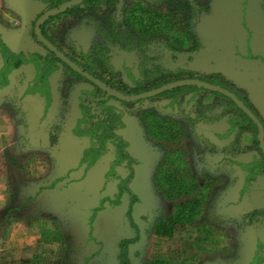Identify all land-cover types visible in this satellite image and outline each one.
<instances>
[{"label":"rangeland","instance_id":"obj_1","mask_svg":"<svg viewBox=\"0 0 264 264\" xmlns=\"http://www.w3.org/2000/svg\"><path fill=\"white\" fill-rule=\"evenodd\" d=\"M34 1L38 10L0 0V19L6 16L9 21L7 28L17 38L10 41L15 50L44 53L31 38L46 5ZM133 2L174 11L172 17L180 13L181 27L192 39L184 41L181 32H174L169 41L195 50L172 52L160 39L147 47L127 44L133 40L122 37L110 44L99 36V22L92 19L71 25L66 43L89 55L94 41L104 42V66L128 88L143 81V67L149 65L205 77L221 75L247 96L264 122V0H121L117 14ZM34 75L30 64L12 71L9 85L0 91V264H117L119 242L131 238L137 240L129 247L130 264L154 259L173 264H264V174L248 182L240 166L257 154L249 129L231 131L228 116L214 111L188 128L186 138L167 132L165 122L161 132H154L153 121H178L180 113L195 110L189 93L176 104L170 96L131 105L111 100L122 117L120 133L133 158L127 188L136 200L130 222V197L127 192L118 196V183L128 177L129 169L121 166L110 172L108 153L92 165L81 163L91 139L72 133L81 118V91L90 86L69 79L60 67L48 80L46 105L44 97L27 92ZM5 113L11 117L3 119ZM171 172L193 187L208 182L209 190L200 217L177 226L172 238H161L153 234L156 222L171 215L176 203L197 195L192 189L187 196L172 197L165 186Z\"/></svg>","mask_w":264,"mask_h":264},{"label":"trees","instance_id":"obj_2","mask_svg":"<svg viewBox=\"0 0 264 264\" xmlns=\"http://www.w3.org/2000/svg\"><path fill=\"white\" fill-rule=\"evenodd\" d=\"M44 5L46 8L41 15L58 9L63 5L73 0H36ZM121 0H83L58 14H55L40 25V33L42 37L61 55L76 65L80 70L86 74L91 75L95 80L99 81L113 93L119 94L123 97L129 98L140 95L145 92L154 91L166 84L183 81V80H199L208 85L220 88L233 94L245 107L252 112L255 117L261 122L263 126V141H264V122L259 115L254 111L248 102L246 95H241L236 92L231 86L227 85L221 75L198 76L191 71H167L161 70L159 67L153 68L143 67V81H135L133 88H128L120 79L113 76L103 64L101 52L106 51L107 47L103 44L109 42L115 44L119 38L126 40H133L136 42L127 41V44L145 45L146 47L154 40L163 41L167 50L172 52L194 51L195 46H175L169 37L174 32H181L184 41L192 39L186 31V27H181L183 24L180 13L176 17H172V12H165L162 8L146 5L142 2H133L125 4L121 7L120 13L117 14L116 6ZM181 7V6H180ZM182 9V7H181ZM177 11V10H176ZM92 19L94 22H99L98 33L103 38V41H94L86 55L76 51L71 44L66 43L69 33L68 28L76 22ZM32 38L35 42L44 49L39 51H19L14 52L8 48L5 42L0 37V88H5L9 85L8 76L12 71L21 69L30 64L35 70V75L32 80V85L27 89L28 94H37L45 98L46 105L50 103L49 93V78L52 74L63 68L64 74L73 81L87 83L90 89L81 91L79 97V109L81 113L80 120L72 130L76 137H89L91 139L90 146L83 151L81 163L92 165L95 161L101 158L105 153L110 154L111 164L110 172H113L116 167L125 166L132 170L133 158L128 151V142L120 133L122 127V117L117 110L110 104L111 100L116 101L122 105H131L135 101H125L108 94L99 86L91 83L71 67L61 61L53 52L47 50L37 39L35 32H32ZM143 50H146L144 48ZM189 93L190 100L195 101V110L188 114L186 112L180 113L179 122L171 119L164 121H153L154 132L162 131L167 123L169 131L175 132L176 136L188 137L187 129H194L198 121L206 117L207 113L218 111L217 114L227 115L229 118L230 130L235 127L247 128L251 131L250 142L256 150V156L246 163L241 164V169L246 173V180L253 182L259 175L264 174V154L259 147V130L255 123L235 104V102L228 96L208 90L204 87L195 84H184L172 87L161 92L156 96H170L172 103H180L182 95ZM151 98V97H149ZM147 99V98H145ZM208 100V101H207ZM52 142H56L53 133H50ZM132 177L130 171L128 177L120 179L118 183V196L124 192L129 195L130 202L127 206L126 215L130 222H132V209L136 197L131 194L127 188V183ZM58 181V179L56 180ZM55 181V182H56ZM165 186L174 198L187 196L193 189L197 191V195L191 199L175 204V210L171 215L164 217L156 222L153 234L161 238H172L177 226L188 225L195 222L201 215L203 202L206 198V191L209 190L208 182L201 186L193 185L184 181L176 173L171 172L166 175ZM60 235V233H58ZM57 234V235H58ZM63 242L62 239H59ZM137 238L125 239L118 244L117 264H130L128 256L129 247L136 242ZM263 261V260H262ZM262 261H256L254 264H261ZM147 264H173L170 260L154 259L148 261Z\"/></svg>","mask_w":264,"mask_h":264},{"label":"water","instance_id":"obj_3","mask_svg":"<svg viewBox=\"0 0 264 264\" xmlns=\"http://www.w3.org/2000/svg\"><path fill=\"white\" fill-rule=\"evenodd\" d=\"M83 0H73L65 5H63L62 7L52 10L50 12H47L43 15H41L35 22V27H34V32L35 35L37 36V39L39 40V42L42 44L43 47H45L47 50L53 52L61 61H63L65 64H67L69 67H71L76 73H78L79 75H81L82 77H84L85 79L89 80L91 83L99 86L100 88H102L105 92H107L110 95H113L115 97H117L118 99L121 100H125V101H135V100H139V99H145V98H149V97H153L156 96L158 94H160L161 92L168 90L172 87L178 86V85H184V84H195V85H199L201 87H204L208 90L211 91H215V92H219L222 93L226 96H228L229 98H231L235 104L255 123V125L257 126L258 130H259V135H258V140H259V147L261 149V151L264 154V141H263V126L261 124V122L257 119V117H255V115L250 112L245 105L239 101L233 94H231L228 91L222 90L220 88L208 85L205 82L199 81V80H184V81H176V82H172L169 84H166L154 91H149V92H145L142 93L140 95H136V96H132L129 98L123 97L119 94L113 93L109 88H107L105 85H103L102 83H100L99 81L95 80L91 75L86 74L85 72H83L82 70H80L76 65H74L72 62H70L68 59H66L63 55H61L56 49H54L41 35L40 33V25L41 23L46 20L47 18L58 14L59 12L80 3Z\"/></svg>","mask_w":264,"mask_h":264},{"label":"crops","instance_id":"obj_4","mask_svg":"<svg viewBox=\"0 0 264 264\" xmlns=\"http://www.w3.org/2000/svg\"><path fill=\"white\" fill-rule=\"evenodd\" d=\"M15 2H18V3H20L21 5L22 4H24L25 6H26V8L27 9H35V10H38L37 8H38V3L36 2L35 3V1L34 0H15ZM30 14H32V13H29V15ZM31 16V15H30ZM6 17V16H5ZM3 18V17H1V19H0V37L2 38V40L5 42V44L8 46V48L9 49H11L12 51H14V52H19V51H22L21 49L20 50H15V48H14V46H16V45H11L12 43L10 42L11 40L12 41H15L16 42V40H17V38L15 37V39L13 38V36H12V34H11V32L8 30V28L7 27H9L8 25H9V21H8V19L7 18ZM26 16H23L22 15V17L20 18V20L22 21V22H25V20H26ZM25 24V23H24ZM31 39H33V38H31ZM31 39H29V41H28V39H26V41H28V44H29V46L30 47H33L34 46V44H32V41L30 42V40ZM31 43V44H30ZM15 44V43H14ZM4 89V88H3ZM2 90V88H0V91ZM12 113H5L4 115H3V119H5V118H7L8 119V117H11L10 115H11ZM69 170V169H68Z\"/></svg>","mask_w":264,"mask_h":264}]
</instances>
